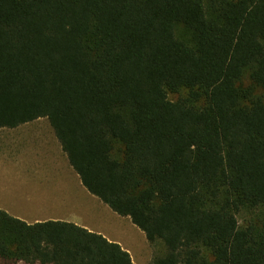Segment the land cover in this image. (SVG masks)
<instances>
[{
  "label": "trees",
  "instance_id": "trees-1",
  "mask_svg": "<svg viewBox=\"0 0 264 264\" xmlns=\"http://www.w3.org/2000/svg\"><path fill=\"white\" fill-rule=\"evenodd\" d=\"M41 118L150 264H264V0H0V128ZM20 263L135 264L0 210V264Z\"/></svg>",
  "mask_w": 264,
  "mask_h": 264
},
{
  "label": "rangeland",
  "instance_id": "rangeland-1",
  "mask_svg": "<svg viewBox=\"0 0 264 264\" xmlns=\"http://www.w3.org/2000/svg\"><path fill=\"white\" fill-rule=\"evenodd\" d=\"M183 94H170L169 98L177 100ZM0 154L5 159V165L11 166L10 171L51 174L53 192L60 194L62 200L56 216H62L65 220L86 226L119 242L130 253L135 264L151 263L153 248L144 232L130 218L116 214L82 186L47 118L35 120L16 130H0ZM6 174H0V181L5 184L16 183L14 178H17V174L13 175L9 171ZM260 216V210L244 209L237 214L242 226L256 222Z\"/></svg>",
  "mask_w": 264,
  "mask_h": 264
},
{
  "label": "crops",
  "instance_id": "crops-1",
  "mask_svg": "<svg viewBox=\"0 0 264 264\" xmlns=\"http://www.w3.org/2000/svg\"><path fill=\"white\" fill-rule=\"evenodd\" d=\"M28 125L29 123H26L17 126L15 128L4 127V128H0V130H16ZM9 169H11V166L9 164L5 165V159L3 158V155L0 154V174L6 176L7 175L6 173H8V171L13 175L17 174V178H14L16 181V183L14 184H10V183L5 184L3 181H0V210L9 213L11 216L15 218L27 222L30 225L39 222L49 221V220L68 221L65 220L62 216L59 215L56 216L57 212H59L61 209L60 207L62 200L60 194L53 192V188H52L53 178L51 174H47V173L30 174L21 171L13 172L10 171ZM9 181H11V175L9 177ZM68 222H72V221H68ZM73 223L82 226L84 228H87L86 226L80 225L76 222ZM96 233L103 235V233L100 232H96ZM103 236L106 237L105 235ZM107 239L112 242H116L120 244L117 241H113L109 238Z\"/></svg>",
  "mask_w": 264,
  "mask_h": 264
}]
</instances>
